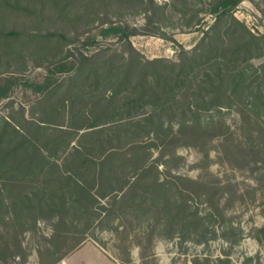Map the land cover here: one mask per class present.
<instances>
[{
	"label": "trees",
	"instance_id": "trees-1",
	"mask_svg": "<svg viewBox=\"0 0 264 264\" xmlns=\"http://www.w3.org/2000/svg\"><path fill=\"white\" fill-rule=\"evenodd\" d=\"M242 1L0 0V72L13 65L24 70L31 58L37 66L55 63V70L64 73L63 79L55 81V71H50L44 83L33 84L43 96L30 110L34 119L29 122V135L22 131L24 114L15 118V125L4 120L0 172L8 173V178L25 180L42 173L71 130H95L117 118L132 117L146 105L166 104L191 78L201 75L177 108L164 105L160 112L148 113L122 129H106L90 144L74 147L63 171L75 195L71 200L81 204L79 215L71 210L65 192L52 191L48 196L46 189L26 193L18 200L19 208L13 200L12 212L10 206L0 209V221L12 228L5 242L0 232V261L6 260L11 246L26 259L24 232L35 228L39 218L57 215L55 232L41 251L40 262L59 264L84 239L69 232L65 217L71 212L96 219L101 226L116 220L121 226L133 220L146 225L143 233L134 234L138 244L145 240L151 245L157 235L198 243L219 235L232 243L242 239L243 228L226 212L237 196L229 183L173 172L184 164L180 146L198 147L205 162L214 148L212 141L218 138L227 154L245 160L264 148V61L253 62L264 58V32L252 31L235 16ZM203 13L214 15L215 20L194 50L181 48L178 60L146 58L130 41L139 32L175 41L165 28L201 26ZM138 14H145L142 31L120 22ZM95 24L101 26V36H118L119 51L98 47L89 55L77 48L76 54L68 47L77 42L79 29L84 32ZM88 44L99 42H83ZM103 85L106 88L99 90ZM8 90L7 84L0 85V98ZM229 110L241 116L244 141L238 139L236 144L225 118ZM7 185L12 183L0 187V195ZM103 198H109L107 204H102ZM201 204L208 207L204 214ZM9 213L14 214L11 223L5 219ZM113 228L126 237L132 234L126 225L122 230ZM251 231L264 240V224ZM219 261L231 263L228 257ZM193 262L210 264L207 257H195Z\"/></svg>",
	"mask_w": 264,
	"mask_h": 264
},
{
	"label": "rangeland",
	"instance_id": "rangeland-1",
	"mask_svg": "<svg viewBox=\"0 0 264 264\" xmlns=\"http://www.w3.org/2000/svg\"><path fill=\"white\" fill-rule=\"evenodd\" d=\"M163 3L166 0H157ZM204 19L201 26L195 27L179 26L177 28L167 27L165 31L174 37L175 41L165 39L159 35L143 34L139 32L131 35L130 41L133 46L140 51L144 57L153 59L158 57L178 60L181 48L189 51L194 50L201 41L204 32L215 20L212 14H202ZM235 16L244 21L254 32H264V0H243L235 11ZM113 20H116L114 18ZM120 22L129 23L131 26L142 31L146 23L145 14H138L135 17H127ZM101 26L98 24L91 25L86 31L79 29L77 42L70 44L73 52L78 53V49L86 54H92L97 51L98 47H108L119 51L122 47L118 36L103 37L100 35ZM99 42V45H83L84 41ZM27 68L20 70L17 65H13L8 71L5 69L0 72V85L9 87L7 96L0 98V129L4 125V120H9L15 125L16 117H25V127L23 132L29 135V122L34 117L30 110L32 106L43 96L42 91L35 89L33 84H42L51 77L50 71H55L52 79L58 81L63 79L64 73L55 70V63L47 61L42 66H37L31 58L27 59ZM264 61V58L255 60L258 63ZM54 73V72H53ZM201 77L200 73L190 79L188 84L180 89L174 95L168 98L166 104L146 105L137 111L132 117H122L103 124L95 130L76 131L64 135L62 144L54 156L48 158L49 162L45 170L33 177L25 180L8 178V173L0 172V187L8 182L1 192L0 198L4 203L0 204L2 211L7 206L11 208L14 200L18 208L22 206V199L27 193L33 190L46 189L48 196L50 192H65L70 199L68 204L71 210H77L79 215L81 204L73 201L75 195L66 184L65 172L63 166L66 162L72 160L74 147L90 144L96 137L104 135L106 129H122L131 121L140 120L151 112H160L164 105L173 106L180 104L181 101L189 97L192 88L197 80ZM105 85L99 90L105 89ZM97 93V91H95ZM87 94L90 95L87 91ZM122 101V100H121ZM24 107L25 111H23ZM225 118L235 134V144L238 139L244 141L240 133L241 116L235 110L225 111ZM17 124V123H16ZM11 130V128L9 127ZM12 133H9L11 137ZM221 138L212 141L214 148L209 151V160H204V153L194 146L184 145L178 148V154L182 155L185 160L184 164L173 172L192 178H203L215 182L229 183L236 193L234 205L227 208L228 216L232 217L233 223L241 226L244 230L243 237L238 243H232L220 236L209 240L207 243H198L193 240H182L180 236L167 238L166 236H156L153 244L149 245L145 240L138 244L134 234L144 232L146 225L139 226L133 220L131 223L123 221V226L117 225L118 221H111L103 226L99 225L96 219L92 220L89 216L83 214L77 217L72 212L65 217L70 233L84 235L80 246L67 253L59 264H194L195 257L209 259L210 264H220L219 259L228 257L230 264H264V240L259 241L251 235L254 227L264 224V148L258 149L257 155H251L248 160L227 154L220 144ZM157 155V152L155 153ZM237 157V158H236ZM242 158V160H241ZM164 166L161 165L160 169ZM109 198H103L102 204H107ZM18 200H20L18 202ZM96 210V208L93 207ZM202 214L206 213L208 207L206 204L199 205ZM80 210V211H79ZM14 214L9 213L5 219L11 223ZM57 215L43 216L37 221V226L33 229H27L23 234L22 244L28 253L26 259L13 250V247L7 249L6 260L0 261V264H41L40 253L48 244V239L55 232V223L58 220ZM92 224L88 228V224ZM66 225L64 227H66ZM114 225L121 230L126 225L132 234L128 237L123 233L117 234ZM93 227V228H92ZM9 231L12 228L6 227L0 221V232L3 235L4 242L9 239ZM124 237V238H123ZM71 243L72 241L69 240Z\"/></svg>",
	"mask_w": 264,
	"mask_h": 264
}]
</instances>
